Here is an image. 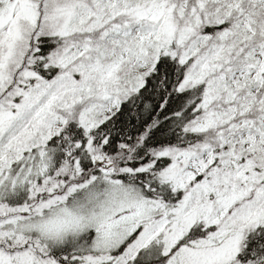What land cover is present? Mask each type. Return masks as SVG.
Segmentation results:
<instances>
[{"label": "snow or ice", "instance_id": "6c2138e0", "mask_svg": "<svg viewBox=\"0 0 264 264\" xmlns=\"http://www.w3.org/2000/svg\"><path fill=\"white\" fill-rule=\"evenodd\" d=\"M0 264H264V0H0Z\"/></svg>", "mask_w": 264, "mask_h": 264}]
</instances>
